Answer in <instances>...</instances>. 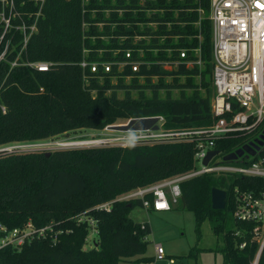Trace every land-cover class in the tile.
I'll use <instances>...</instances> for the list:
<instances>
[{
  "label": "trees",
  "instance_id": "obj_1",
  "mask_svg": "<svg viewBox=\"0 0 264 264\" xmlns=\"http://www.w3.org/2000/svg\"><path fill=\"white\" fill-rule=\"evenodd\" d=\"M129 6L124 0H116L114 5H109L107 0H0V13L4 11L12 25L3 40L0 27V56L5 52L0 57V149L16 143L55 139L75 129L103 128L121 110L139 118L163 116L167 127L207 126L214 122L209 85V80L213 81L211 0H198L192 12L179 10L177 16L162 19L172 21L170 28L161 24L159 30L165 36L162 43L155 36L150 43L143 40L133 43L129 38L117 40V35L131 32L119 18L109 21L118 22L114 27L107 24L98 27V23L107 21L102 19L103 10L113 8V15L115 8ZM199 7L205 10L202 18ZM92 10L96 13H90ZM198 21L199 32L193 27ZM33 25L36 30L31 32ZM198 33L202 40L194 36ZM26 35H30L27 43ZM100 35L109 39H101ZM172 36L178 37L177 41L171 40ZM175 47L186 49L185 57L181 56V50L176 58L175 51L171 57L179 61L175 74L185 75L188 80L200 75L206 88L204 95L193 81H177L173 85L162 81L166 76L162 61L170 59L165 50ZM196 48H200L206 61L203 71H199L198 65H187L188 60L197 59L193 53ZM115 49L119 50L113 53ZM127 49L132 50L130 60L143 61L138 71L131 64L119 70L117 63L129 60ZM155 49L158 53H153ZM140 50L144 51L143 56ZM42 61L53 65L46 71L32 66ZM83 61L100 65L93 72L90 65H81ZM101 62H113L111 70L107 72ZM113 77L116 81H112ZM126 77L133 81L143 77L144 83H126L123 80ZM132 88L138 89L137 98L132 97ZM172 88L179 89L178 96L172 94ZM147 89L150 95L145 93ZM161 89L165 90L164 95ZM188 89L192 90L191 94ZM92 90H96L95 95ZM118 90H124V97L118 98ZM108 91H111L109 95ZM251 138V135L230 136L217 140L215 147L227 155L248 144ZM195 152L196 143L192 140L56 149L49 155L43 150H0V222L16 227L29 219L37 225L65 220V227L70 229L57 245L36 241L15 253L12 261L19 264L152 262L154 256L147 255L151 226L130 216L134 207L142 205L141 200L118 201L111 211L98 212L100 241L92 249H85L87 227L68 218L135 188L192 172L196 169ZM241 182L242 177L235 174L197 175L181 183L182 197L177 203V207L194 213L198 230L204 221L212 222L214 233L223 243L216 250L223 253L228 264H252L260 246L250 235L254 224L235 217L233 188ZM244 186L253 187L245 182ZM215 187L228 193L223 210L212 208ZM147 198L151 199L152 195ZM243 242L247 244L241 248ZM260 264H264V250Z\"/></svg>",
  "mask_w": 264,
  "mask_h": 264
},
{
  "label": "built area",
  "instance_id": "obj_2",
  "mask_svg": "<svg viewBox=\"0 0 264 264\" xmlns=\"http://www.w3.org/2000/svg\"><path fill=\"white\" fill-rule=\"evenodd\" d=\"M213 25V86L212 115L214 122L207 126L172 127L162 135L165 142L192 140L196 143V169L192 172L175 175L138 187L117 197L98 203L68 219L88 229L86 245L98 247L100 241L99 218L97 213L111 211L118 201L141 200L142 206L155 212L170 211L182 197L181 183L191 177L204 173L217 175H237L242 182L234 185L233 194L236 204L235 217L241 222L254 224L250 235L259 243V250L252 264H260L264 250V144L254 155L245 153L236 160L225 161L224 154L213 156L207 165L203 161L211 150H217L216 141L230 136H252L250 142L260 139L264 133V0H211ZM25 30V26L22 27ZM36 25L31 26V32ZM30 35H27L25 43ZM129 60L114 62L119 65L131 64L138 71L141 60H130L132 50L125 51ZM186 51L181 52L185 57ZM16 64V63H15ZM113 62H101L108 72ZM52 62L42 61L32 66L46 71ZM83 67L91 66L97 71L100 63L83 61ZM163 118L142 117V119ZM170 136L171 138H166ZM141 136L130 137L127 141L104 145L131 146L139 144ZM116 140V139H114ZM122 140L121 138L117 139ZM103 146V144H100ZM90 147V146H88ZM0 150H34L27 144L8 145ZM217 157H221L217 160ZM257 179H261L258 181ZM247 180V181H246ZM251 183L253 187H245ZM262 183V185L259 184ZM152 195V198H147ZM66 221L53 220L37 225L29 219L21 226L10 227L0 222V264H19L12 261L15 253H20L27 245L45 241L57 245L61 238L70 232ZM240 233V232H238ZM241 244V248L246 246ZM166 251L161 243L155 245L154 260H166ZM174 263V260H170Z\"/></svg>",
  "mask_w": 264,
  "mask_h": 264
},
{
  "label": "rangeland",
  "instance_id": "obj_3",
  "mask_svg": "<svg viewBox=\"0 0 264 264\" xmlns=\"http://www.w3.org/2000/svg\"><path fill=\"white\" fill-rule=\"evenodd\" d=\"M4 1V0H2ZM100 2L105 0H99ZM109 5H114L116 0H107ZM128 5V8H115V14L112 15L113 8L103 10L102 19L107 21L98 23V27L103 28L105 25H111L114 27L118 22H109L114 19H122V25H124L127 30L126 35L118 36L117 40L123 41L127 38L132 39L133 43H138L140 41H145L150 43L152 36H155L160 43L165 40L163 32H161V24L165 23L167 28H170L172 21L163 22L162 19H169L170 17H175L178 15L179 10H187L189 13L193 11L195 3L198 0H124ZM114 10V9H113ZM94 11V12H93ZM96 10H92L90 13L95 14ZM200 17L205 15V10L203 8L198 9ZM211 16V11L209 13V18ZM111 19V20H110ZM125 20V21H124ZM12 27L10 20L6 17L4 11L0 13V27L3 30L1 36L2 40L8 28ZM87 28L88 24H84ZM183 26V25H180ZM195 29L200 31V21L193 24ZM133 31V32H132ZM153 31L156 32L153 35L149 33ZM159 31V32H158ZM101 39L108 40L109 37L100 35ZM198 36L199 40H202V36L198 33L194 35ZM27 35L25 36L26 39ZM178 37L172 36L171 40L177 41ZM191 39V36L188 37ZM119 49L113 50V53L118 52ZM186 51L181 47L167 48L165 52L167 57L176 58L179 51ZM197 56L196 60H188L187 65L192 67L194 64L199 66V71L205 69L206 61L202 59L200 48L193 50ZM101 52V51H100ZM143 50L139 51V54L143 56ZM153 53H158L155 49ZM5 52L2 53L0 57H4ZM167 59L162 61V67L166 73L165 78L162 81L173 85L177 81H193L195 84L199 85V91L203 95L205 94L206 88L203 87L201 83L200 75L192 77L190 80L185 75H176L175 72L178 69L179 61L177 59ZM122 65H119V70L122 69ZM126 83L139 85L144 83V78L139 77L136 81H133L130 77L123 78ZM154 81H158L157 77L153 78ZM112 81H116V77L112 78ZM210 90L212 92V97L214 96V86L213 81L209 80ZM88 83V82H87ZM202 84V85H201ZM207 85V80L205 82ZM192 90L188 89V93L191 94ZM95 95L96 90H92ZM111 91L106 92L110 94ZM124 90H118V98L124 97ZM147 95H150V90H145ZM160 93L165 94V90L161 89ZM172 94L174 96L179 95V89L172 88ZM131 95L133 98L138 97V89L132 88ZM196 127V126H193ZM172 127L166 126V119L154 118V119H142L135 117L133 114L128 113L125 110H121L117 114L111 124L99 128H80L71 130L67 135L58 136L55 139L35 141V142H23L19 144H27L32 146L34 150H43L51 152L56 149H69V148H82L88 146H101L103 142H123L127 141L134 136H141L143 139L139 141V144H155L164 143L162 135L168 133ZM122 140L118 141L117 139ZM166 138H171L170 136ZM116 139V140H114ZM16 145V144H13ZM111 145V144H109ZM221 157H217L219 160ZM131 218L137 222H148L151 226V233L147 237L149 241V247L147 251L148 256L155 255V245L161 243L166 251V260L157 261L155 264H228L225 262L224 255L221 251L216 250L223 245L222 240L218 239V236L214 233L212 228V222L206 220L202 223L200 229H197L195 215L192 211L182 209L177 207L175 204L170 211L165 212H155L152 210L145 209L142 205H137L134 207L130 213ZM85 249H92V246L85 244ZM214 249V250H211ZM174 260L171 263L170 260ZM120 264H135L132 262H121Z\"/></svg>",
  "mask_w": 264,
  "mask_h": 264
},
{
  "label": "water",
  "instance_id": "obj_4",
  "mask_svg": "<svg viewBox=\"0 0 264 264\" xmlns=\"http://www.w3.org/2000/svg\"><path fill=\"white\" fill-rule=\"evenodd\" d=\"M264 144V133L261 135L260 139H257L256 141L250 142L240 149H237L236 151L229 153L224 156L225 161H231L236 160L238 157L243 156L245 153L249 155H254L256 151L260 148L261 145ZM49 155L50 152H47ZM219 154V150H211L207 156L205 157L203 164L207 165L211 158L215 155ZM228 203V193L226 190L221 188H213L212 190V208L216 210H223L226 208Z\"/></svg>",
  "mask_w": 264,
  "mask_h": 264
}]
</instances>
